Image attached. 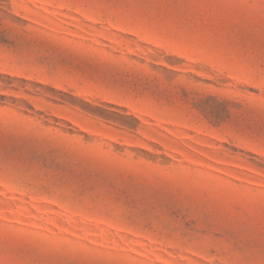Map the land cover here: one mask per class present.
Masks as SVG:
<instances>
[{
    "label": "rangeland",
    "instance_id": "1",
    "mask_svg": "<svg viewBox=\"0 0 264 264\" xmlns=\"http://www.w3.org/2000/svg\"><path fill=\"white\" fill-rule=\"evenodd\" d=\"M260 32L258 5L0 0V139L31 153L0 149V264H259ZM231 217L250 234L217 235Z\"/></svg>",
    "mask_w": 264,
    "mask_h": 264
},
{
    "label": "snow or ice",
    "instance_id": "2",
    "mask_svg": "<svg viewBox=\"0 0 264 264\" xmlns=\"http://www.w3.org/2000/svg\"><path fill=\"white\" fill-rule=\"evenodd\" d=\"M216 3L226 6L245 4L249 7L258 5L261 10V32L259 37V56L261 60V66L264 67V0H163V3L177 12L180 10H189L196 7H199L201 4L205 3ZM0 149L5 153L4 158L9 159L13 158L23 162L25 158L31 159V153H21L15 152L12 150L10 144L4 139H0ZM34 163H39L38 160H33ZM140 196L141 203L149 197L152 198L150 207L163 215L166 216H175V205L174 203L169 202L167 199H160L157 193L148 190L147 192L139 188H129V187H118L116 182H113L109 188V195H116L118 198L120 196H129V195ZM205 223H208L207 217L205 218ZM254 221L251 217H245L242 221L240 217H231V218H220L216 221V234L221 235L222 233H227L229 229L234 228L237 231L233 233L234 238L240 236L249 235L248 230L252 227ZM212 227V225H208ZM261 231L264 234V203H262V218H261ZM238 251L243 257L237 264H256L249 256L248 251L244 247H241L237 244ZM260 255L261 260L259 264H264V242L260 244ZM21 259L15 262H9V264H53V261L49 259V254L42 252L39 249H30L27 252H20ZM55 264H64L63 261L57 260Z\"/></svg>",
    "mask_w": 264,
    "mask_h": 264
}]
</instances>
